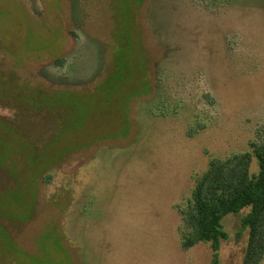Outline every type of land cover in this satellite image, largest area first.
<instances>
[{
  "label": "rangeland",
  "instance_id": "rangeland-1",
  "mask_svg": "<svg viewBox=\"0 0 264 264\" xmlns=\"http://www.w3.org/2000/svg\"><path fill=\"white\" fill-rule=\"evenodd\" d=\"M160 73L178 114L152 111ZM262 133L264 0H0V264H212L176 206Z\"/></svg>",
  "mask_w": 264,
  "mask_h": 264
},
{
  "label": "trees",
  "instance_id": "trees-1",
  "mask_svg": "<svg viewBox=\"0 0 264 264\" xmlns=\"http://www.w3.org/2000/svg\"><path fill=\"white\" fill-rule=\"evenodd\" d=\"M165 79V75L160 73L155 84V111L153 109L152 111L159 117H165L168 111L178 114L186 105L183 99L176 105L169 102L170 85L174 80L168 86ZM203 98L210 110L216 107V100L212 94L205 92ZM195 117L198 119L190 125L187 131L189 136H194L203 130L208 124L207 121H210L201 113L196 114ZM176 207L181 220L179 232L182 247L187 249L200 242L210 243L213 250L212 264H219L221 244L228 238L222 225L223 219L230 213L247 209L240 222L241 229L247 231V243L241 264H262L264 133L250 141L249 149L245 151L232 153L223 158H212L207 167L195 177L189 198Z\"/></svg>",
  "mask_w": 264,
  "mask_h": 264
},
{
  "label": "flooded vegetation",
  "instance_id": "flooded-vegetation-1",
  "mask_svg": "<svg viewBox=\"0 0 264 264\" xmlns=\"http://www.w3.org/2000/svg\"><path fill=\"white\" fill-rule=\"evenodd\" d=\"M64 67H65V63L62 61V59H59L58 64H56L55 66L57 76L59 77V78L57 77L58 78L57 84L64 83V81L61 79V76L64 73ZM44 77H46V75Z\"/></svg>",
  "mask_w": 264,
  "mask_h": 264
}]
</instances>
